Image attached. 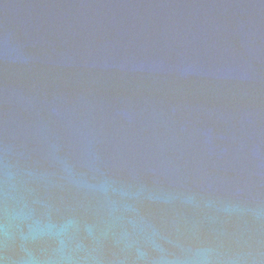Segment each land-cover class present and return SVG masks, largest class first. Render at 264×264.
Instances as JSON below:
<instances>
[{
    "label": "water",
    "instance_id": "water-1",
    "mask_svg": "<svg viewBox=\"0 0 264 264\" xmlns=\"http://www.w3.org/2000/svg\"><path fill=\"white\" fill-rule=\"evenodd\" d=\"M0 264H264V0H0Z\"/></svg>",
    "mask_w": 264,
    "mask_h": 264
}]
</instances>
